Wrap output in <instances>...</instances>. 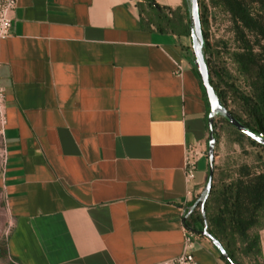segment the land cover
Instances as JSON below:
<instances>
[{
  "label": "crops",
  "instance_id": "crops-1",
  "mask_svg": "<svg viewBox=\"0 0 264 264\" xmlns=\"http://www.w3.org/2000/svg\"><path fill=\"white\" fill-rule=\"evenodd\" d=\"M192 58L191 37L144 29L135 0L18 1L0 42L11 256L154 264L183 252L185 214L209 178L210 107ZM194 145L204 155L188 185ZM195 233L198 263L226 264Z\"/></svg>",
  "mask_w": 264,
  "mask_h": 264
},
{
  "label": "trees",
  "instance_id": "trees-1",
  "mask_svg": "<svg viewBox=\"0 0 264 264\" xmlns=\"http://www.w3.org/2000/svg\"><path fill=\"white\" fill-rule=\"evenodd\" d=\"M135 1L144 29L191 37L186 2L182 9L161 5L157 0ZM218 15L229 17L231 21L234 48L230 55L234 71L221 66L220 49H213L210 43V23L212 19L217 20ZM200 16L211 80L219 98L244 125L254 132L264 133V0H209L208 3L200 0ZM192 62L194 65V54ZM242 80L245 88L238 83ZM229 102H234V106L231 107ZM225 125L235 136L236 143L243 145L247 141L264 151V147L222 118L215 124L216 147L220 141V128ZM205 214L206 217L200 207L196 209L185 221L186 228L201 233L206 221L208 231L222 243L234 262L243 264L240 258L247 256L264 264L260 234L264 229V170L258 173L252 166L242 164L225 174L224 169L215 166Z\"/></svg>",
  "mask_w": 264,
  "mask_h": 264
},
{
  "label": "rangeland",
  "instance_id": "rangeland-1",
  "mask_svg": "<svg viewBox=\"0 0 264 264\" xmlns=\"http://www.w3.org/2000/svg\"><path fill=\"white\" fill-rule=\"evenodd\" d=\"M208 3L209 0H204ZM231 21L229 17L218 15L217 20L212 19L210 23L209 39L212 48L220 49V64L234 71L235 66L231 60L230 53L234 48V34L230 30ZM227 43V45H226ZM245 88L246 84L238 82ZM232 101V98H230ZM230 106H234V102H229ZM235 136L225 126L220 128V141L215 148V166L224 169L225 174L231 173L242 164H248L253 167L255 172L264 170V151L261 148L251 146L247 141L243 145L235 142ZM217 144V143H216ZM4 160L2 157V140L0 137V176L3 170ZM218 176L217 179L219 177ZM215 176V175H214ZM13 219L10 216L5 196L0 188V264H21L19 261L14 260L9 252V239L13 230ZM243 264H258V260L254 257L243 256L240 258Z\"/></svg>",
  "mask_w": 264,
  "mask_h": 264
},
{
  "label": "water",
  "instance_id": "water-1",
  "mask_svg": "<svg viewBox=\"0 0 264 264\" xmlns=\"http://www.w3.org/2000/svg\"><path fill=\"white\" fill-rule=\"evenodd\" d=\"M185 2L188 8L190 20V32L192 39V50L194 54V65L198 71L201 83L205 89L210 107V113L208 116L209 144L207 152L209 160V178L203 191L200 193L195 203L191 207H188V212L184 219L186 221L199 207L203 213V216L206 217L205 205L211 194L215 175V148L217 143L215 124L217 119L222 118L226 120L231 126L236 128L239 132L243 133L248 138L255 141L262 147H264V133H257L252 131L241 121H239L222 103L211 80V72L206 56L207 44L203 33L200 16V0H185ZM200 232L201 235L210 239V241L219 250L222 257L228 264H237L225 250L222 243L208 231V224L206 221L203 229Z\"/></svg>",
  "mask_w": 264,
  "mask_h": 264
},
{
  "label": "built area",
  "instance_id": "built-area-1",
  "mask_svg": "<svg viewBox=\"0 0 264 264\" xmlns=\"http://www.w3.org/2000/svg\"><path fill=\"white\" fill-rule=\"evenodd\" d=\"M19 0H0V42L11 36L14 26V15L18 7ZM7 125V112H6V91L1 84L0 80V137L4 134V129ZM204 155L198 145L190 146L187 150L185 173L186 182L188 185H193L196 179V172L198 169V160L200 156ZM2 157L5 162L6 153L2 150ZM188 196H194L193 189L188 190ZM197 234L195 231L186 228L184 250L174 258L167 259L154 264H199L194 256V243Z\"/></svg>",
  "mask_w": 264,
  "mask_h": 264
}]
</instances>
